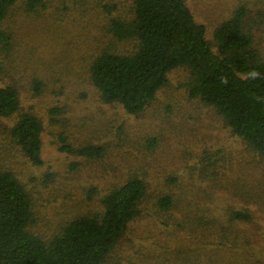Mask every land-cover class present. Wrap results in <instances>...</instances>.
Instances as JSON below:
<instances>
[{"label": "rangeland", "instance_id": "374dc122", "mask_svg": "<svg viewBox=\"0 0 264 264\" xmlns=\"http://www.w3.org/2000/svg\"><path fill=\"white\" fill-rule=\"evenodd\" d=\"M18 0L0 27L12 37L0 53V86L16 87L21 107L42 121V164H32L0 120V168L14 172L30 192L43 236L76 216L101 210L100 199L129 176L144 178L147 192L107 264H264V159L225 125L213 107L190 98L186 72L167 82L139 115L104 102L87 71L102 51H134L118 41L112 18L133 16L132 0H43L36 10ZM195 20L213 30L238 6L254 44L264 53V0H186ZM41 84L39 92L34 81ZM63 113L51 122L48 109ZM60 133L73 147L100 146L87 158L60 151ZM61 143V142H60ZM166 194L175 207L163 210ZM245 211V220L232 211Z\"/></svg>", "mask_w": 264, "mask_h": 264}, {"label": "trees", "instance_id": "16d2710c", "mask_svg": "<svg viewBox=\"0 0 264 264\" xmlns=\"http://www.w3.org/2000/svg\"><path fill=\"white\" fill-rule=\"evenodd\" d=\"M18 0H0V23ZM133 16L112 18L109 31L118 41L136 43L134 51H102L92 56L89 79L106 103H117L129 114L139 115L167 82L169 72L183 68L190 98L215 110L248 150L264 159V53L254 44L246 27V8L238 6L213 30V42L205 37L186 0H132ZM43 0H27L28 12ZM12 37L0 27V53L11 50ZM39 92L41 84L34 81ZM56 122L63 109H48ZM12 119L8 138L34 165L42 164L41 119L21 107L12 85L0 86V120ZM60 151L98 158L100 146L73 147L63 133ZM61 142V143H60ZM147 192L144 178L129 176L112 186L100 199L101 210L76 216L43 236L32 230L36 221L30 192L13 171L0 168V264H107L139 213ZM170 194L157 199L161 209L175 207ZM245 220V211L230 216Z\"/></svg>", "mask_w": 264, "mask_h": 264}]
</instances>
